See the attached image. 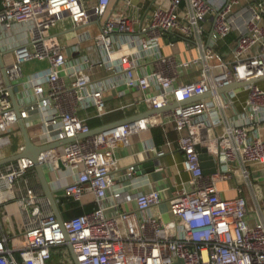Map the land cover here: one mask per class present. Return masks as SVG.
<instances>
[{"label":"built area","instance_id":"1","mask_svg":"<svg viewBox=\"0 0 264 264\" xmlns=\"http://www.w3.org/2000/svg\"><path fill=\"white\" fill-rule=\"evenodd\" d=\"M0 53L18 106L0 66V264H50L54 248L67 264L68 245L78 264H264V0H0ZM20 120L37 147L74 138L36 157L61 220L20 156ZM156 127L167 139L143 149L156 156L140 178L116 150ZM171 167V184L144 177ZM89 196L63 215L61 198Z\"/></svg>","mask_w":264,"mask_h":264},{"label":"water","instance_id":"2","mask_svg":"<svg viewBox=\"0 0 264 264\" xmlns=\"http://www.w3.org/2000/svg\"><path fill=\"white\" fill-rule=\"evenodd\" d=\"M0 66H1V68L3 70V74L5 76V82H6L7 86L9 87V91H10L11 98L13 100L14 108L16 110H18V106L16 104V101H15V98H14V94H13V91H12L11 86H10L11 83H10L9 79L7 78V76L5 74V71H4V68H3V62H2V58H1V53H0ZM247 82H249V81L232 82L228 86H226L224 88H221L218 91L219 92L227 91V90L239 87L241 85H244ZM209 94L210 93H207V94H204V95H201V96H196V97L192 98L191 100L201 99V98H203V97H205V96H207ZM177 104L178 103H173V104H171L169 106V108H172L173 106H175ZM162 110L163 109L155 110V111H151V112L149 111V112H145L143 114H139V115L132 116V117H129V118L120 119L119 121H116V122H111V123L104 124V125H101V126H98V127H94V128H92L91 132L92 133H96V132L104 131V130L113 128V127H115V126H117L119 124H122L124 122H129V121H132L134 119L141 118V117L146 116L148 114H157V113L161 112ZM19 124H20V130L22 132L23 140H24V144H25V148L21 152L20 156L29 157V158H31V159H33L35 161V172H36V175H37L38 184H39V187H40V189L42 191V194H43L44 198L48 201L51 209L54 211V213L56 214L57 218L59 220H61V214L59 212V209H58L57 202H56V199L54 197L53 191L51 190V188L49 186L47 177H46L42 167L36 162V157H37V155H38V153L40 151H42L44 149H47V148H50V147L55 146V145L65 144L67 142L72 141L74 138L65 139V140H62V141L55 142V143L50 144V145L38 146L37 147V146L32 144L23 120H20ZM80 137H82V135H78L77 136V138H80ZM198 150H199V155H200V160H201V165H202V168H203V172L205 174H209L211 172H214V169L212 168V166H213L212 158H210V161H209L207 159V157H210V156L206 157L205 150L200 149V148H198ZM154 164H155V161L153 159H148V160H143V161L138 162V165H137L138 173L139 172H143V173L152 172L153 169H154ZM68 249H69V252H70V255L72 257V260H73L74 264H78L76 256H75V254H74V252H73V250H72L70 245H68Z\"/></svg>","mask_w":264,"mask_h":264},{"label":"crops","instance_id":"3","mask_svg":"<svg viewBox=\"0 0 264 264\" xmlns=\"http://www.w3.org/2000/svg\"><path fill=\"white\" fill-rule=\"evenodd\" d=\"M135 1H138V0H135ZM148 5H149V3L148 2H146V5H145V9L148 7ZM111 6H113V4H111ZM144 9V10H145ZM142 13H143V11H142ZM66 39V37L65 36H63V41ZM149 65V68L150 69H152L153 68V63H149L148 64ZM112 98H113V96L111 97H107V101L109 102L110 101V104H113V102H111L112 101ZM143 109V108H142ZM118 114H120V115H118ZM123 113L122 112H118V113H114V114H111V115H109V117H111V116H113V117H111V118H109L110 120H106V118H105V120L104 121H102L100 124H97V125H94V126H92L93 128L94 127H98V126H101L102 124H105V123H109V122H111V121H114V120H117V119H120V118H122L123 117ZM116 116V117H115ZM108 117V116H107ZM156 128H158V127H156ZM152 129H154V128H152ZM152 129H147V130H145V131H143V132H141V133H139V134H137V135H134V136H132L131 137V142H130V145L129 146H126V147H122V146H120V147H118L117 148V150H116V155L120 158L119 159V161L121 162L120 163V165H121V167H126V166H128L129 164H133V163H137L138 161L140 162V161H143V160H148V159H152L150 156H156L155 154H148V153H144V152H142L143 151V149L147 146V145H149V144H151V145H154L155 147L157 146V149H159L160 147H162L163 146V144H164V142L166 141V139H167V137L165 136L164 138H163V142L162 143H159V144H156L155 143V141H154V137H153V130ZM163 131V130H162ZM163 133H164V131H163ZM168 137L170 138V139H175V138H172L171 137V135H169L168 134ZM176 150V149H175ZM170 151L168 150V152H167V154L169 153ZM166 154V155H167ZM150 155V156H149ZM177 159H179L180 160V155L179 156H177ZM156 160V159H155ZM169 161H171V155H167L165 158H164V162H163V164L164 165H167V163L166 162H168L169 163ZM170 164V163H169ZM169 167V166H168ZM262 173H264V171H261ZM146 173V172H145ZM140 174H144L143 172H139V173H137V176L138 177H140V178H142V176H139ZM174 175H177L176 174V172H175V170H174V168L173 167H171V168H169L167 171H164V172H153L152 174H149V175H145L144 177L145 178H148V179H150V180H152V181H155L158 185H160V179H162L163 178V176H166L167 177V179H168V182L171 184V178L174 176ZM178 176V175H177ZM186 174H184L183 173V175H182V177L183 178H186ZM221 186L222 187H225L226 186V183H221ZM39 191L40 192H42L41 191V189H40V187H39ZM43 195V194H42ZM224 196H226V197H233V196H235L236 195V193L235 192H229V191H226V192H224V194H223ZM83 206H87V205H90V204H93V201H92V197H86L85 199H84V201H83ZM160 209L163 211V214H162V218L164 219V220H169L170 218H171V215L170 214H168L167 212H166V208L164 207V205H161L160 206ZM18 224H20V222L18 223ZM55 257L53 256V258H52V260H50L49 262H50V264H53V260L55 261V259H54ZM65 259H66V263L67 264H74V262H73V260H72V257H71V255H70V252L68 251L67 252V255L64 257Z\"/></svg>","mask_w":264,"mask_h":264},{"label":"trees","instance_id":"4","mask_svg":"<svg viewBox=\"0 0 264 264\" xmlns=\"http://www.w3.org/2000/svg\"><path fill=\"white\" fill-rule=\"evenodd\" d=\"M120 115V114H118ZM113 117V116H111ZM111 117H106V120H110L109 118ZM116 117V116H115ZM105 120V119H104ZM103 120V121H104ZM94 121V120H92ZM92 121H90V125L94 126L96 124L91 123ZM153 131V137H154V141L156 144L162 143L163 142V138L165 137L164 133H163V129H161L160 127L158 128H154L152 129ZM169 135H171L172 138L176 137V133L172 130L169 131ZM61 201L64 203V205H61V209L66 208V212L63 211V215L68 218V217H73L76 215H79L83 212L89 211L92 209V207L94 206L93 204L87 205V206H80L78 205V203H75L73 201H71L68 198H61ZM21 224H19V226L17 225V227H20ZM60 248H54V259L57 260L56 256H58V254L56 253L57 251H59ZM60 256H59V260H57L58 263H60Z\"/></svg>","mask_w":264,"mask_h":264},{"label":"rangeland","instance_id":"5","mask_svg":"<svg viewBox=\"0 0 264 264\" xmlns=\"http://www.w3.org/2000/svg\"><path fill=\"white\" fill-rule=\"evenodd\" d=\"M37 66H38V63H36V62L27 63V64L24 65V67H23V71H24V73H26V72H28V71H30V70H34V69H36ZM101 122H102V121H101L100 119H96V120L92 121L91 123L97 125V124H100ZM39 129H40V126L37 125V126H35L34 129L31 130V132H32V133H33L34 131L37 132V131H39ZM261 175H264V173H262L261 171H255V172H254V176H255V177H259V176H261ZM29 183H31V182H29ZM67 252H68V250L64 252V253H65V256L67 255ZM61 257H63V253L61 254ZM56 258H57V260H59V256H56ZM57 260H55V261L53 260V264H60V263L57 262ZM62 261L65 262L64 259H62ZM62 261H61V263H62Z\"/></svg>","mask_w":264,"mask_h":264}]
</instances>
